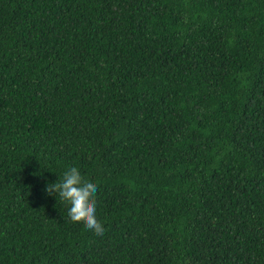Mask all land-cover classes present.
Returning <instances> with one entry per match:
<instances>
[{
    "label": "trees",
    "instance_id": "1",
    "mask_svg": "<svg viewBox=\"0 0 264 264\" xmlns=\"http://www.w3.org/2000/svg\"><path fill=\"white\" fill-rule=\"evenodd\" d=\"M0 264H264V0H0Z\"/></svg>",
    "mask_w": 264,
    "mask_h": 264
},
{
    "label": "clouds",
    "instance_id": "2",
    "mask_svg": "<svg viewBox=\"0 0 264 264\" xmlns=\"http://www.w3.org/2000/svg\"><path fill=\"white\" fill-rule=\"evenodd\" d=\"M49 194H58L69 205L68 217L74 223H81L85 229L103 236L104 227L96 217L97 191L95 182L86 180L76 167L64 172L60 182L46 187Z\"/></svg>",
    "mask_w": 264,
    "mask_h": 264
}]
</instances>
